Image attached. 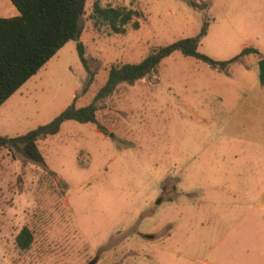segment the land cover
Returning a JSON list of instances; mask_svg holds the SVG:
<instances>
[{"label":"rangeland","instance_id":"rangeland-1","mask_svg":"<svg viewBox=\"0 0 264 264\" xmlns=\"http://www.w3.org/2000/svg\"><path fill=\"white\" fill-rule=\"evenodd\" d=\"M95 2L137 11L140 27H96ZM17 14L0 0V17ZM83 25L87 89L70 40L0 107V135L89 104L112 64L139 62L203 27L198 50L213 59L259 52L221 71L175 50L97 101L105 133L66 120L39 139L44 164L1 146L0 264H264V210L242 173L254 157L248 135L264 120V0H86ZM25 226L33 241L23 250Z\"/></svg>","mask_w":264,"mask_h":264},{"label":"trees","instance_id":"trees-1","mask_svg":"<svg viewBox=\"0 0 264 264\" xmlns=\"http://www.w3.org/2000/svg\"><path fill=\"white\" fill-rule=\"evenodd\" d=\"M19 14L0 17V107L29 78L36 74L47 61L68 41H77L81 61L88 71L87 89L92 82L93 71L85 57V47L80 37L83 32V16L86 0H11ZM139 13L123 5H101L95 2L92 17L98 28L107 26L112 32L125 33L138 29ZM206 34L203 27L199 34L178 39L168 45L160 46L139 62L112 64L106 82L97 91L92 102L77 106L75 101L65 107L51 121L38 125L25 134L9 137L0 135V147H15L27 158L44 164L37 141L59 132L66 120L81 123L93 122L105 133L106 129L96 119L97 101L113 93L122 83L133 84L156 70L159 62L175 50L184 55L205 61L212 68L227 71L233 63L259 50L253 46L244 47L240 54L228 60L213 59L198 50L201 38ZM76 98V97H75ZM33 241L31 230L25 226L16 236L18 246L28 249Z\"/></svg>","mask_w":264,"mask_h":264},{"label":"crops","instance_id":"crops-1","mask_svg":"<svg viewBox=\"0 0 264 264\" xmlns=\"http://www.w3.org/2000/svg\"><path fill=\"white\" fill-rule=\"evenodd\" d=\"M252 117L253 119H257L256 116ZM251 131L252 133H249V140L247 141L251 146L248 147L247 152L254 154V157L251 160L252 163L246 168L245 171H242V173L246 174V186L256 187V189H254V193L258 195V199L255 202V206H260L264 210V120L262 122L260 132H258V130L255 132H253V130ZM234 153L235 157L237 158L239 152ZM237 172L238 171H235V173ZM241 176V172H239L237 178Z\"/></svg>","mask_w":264,"mask_h":264},{"label":"water","instance_id":"water-1","mask_svg":"<svg viewBox=\"0 0 264 264\" xmlns=\"http://www.w3.org/2000/svg\"><path fill=\"white\" fill-rule=\"evenodd\" d=\"M192 5L199 9H204L206 7V4L197 3V2H193ZM258 67L260 71V81L261 83H264V58L258 61Z\"/></svg>","mask_w":264,"mask_h":264}]
</instances>
